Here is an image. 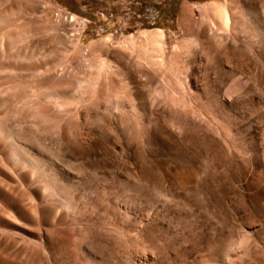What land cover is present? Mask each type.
<instances>
[{"label":"rangeland","instance_id":"rangeland-1","mask_svg":"<svg viewBox=\"0 0 264 264\" xmlns=\"http://www.w3.org/2000/svg\"><path fill=\"white\" fill-rule=\"evenodd\" d=\"M159 2L0 0V264H264V0Z\"/></svg>","mask_w":264,"mask_h":264},{"label":"trees","instance_id":"trees-1","mask_svg":"<svg viewBox=\"0 0 264 264\" xmlns=\"http://www.w3.org/2000/svg\"><path fill=\"white\" fill-rule=\"evenodd\" d=\"M179 1L180 0H160V2L155 5L157 7V15L154 19H152L151 26L171 29L175 19L176 7ZM145 25L146 24L142 22V26Z\"/></svg>","mask_w":264,"mask_h":264}]
</instances>
